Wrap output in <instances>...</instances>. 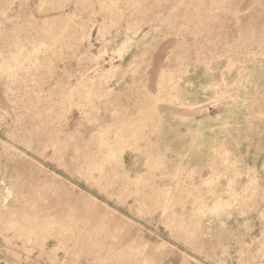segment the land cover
Listing matches in <instances>:
<instances>
[{"label":"rangeland","instance_id":"374dc122","mask_svg":"<svg viewBox=\"0 0 264 264\" xmlns=\"http://www.w3.org/2000/svg\"><path fill=\"white\" fill-rule=\"evenodd\" d=\"M0 264H264V0H0Z\"/></svg>","mask_w":264,"mask_h":264}]
</instances>
